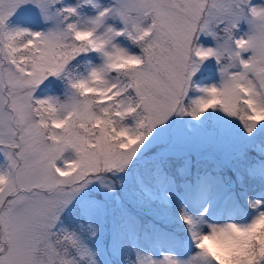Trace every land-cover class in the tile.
<instances>
[{"label": "snow or ice", "instance_id": "obj_1", "mask_svg": "<svg viewBox=\"0 0 264 264\" xmlns=\"http://www.w3.org/2000/svg\"><path fill=\"white\" fill-rule=\"evenodd\" d=\"M0 264H264V0H0Z\"/></svg>", "mask_w": 264, "mask_h": 264}, {"label": "rangeland", "instance_id": "obj_2", "mask_svg": "<svg viewBox=\"0 0 264 264\" xmlns=\"http://www.w3.org/2000/svg\"><path fill=\"white\" fill-rule=\"evenodd\" d=\"M212 73H213V68H212V66H210V65H205V66L203 67L201 73L198 74L199 77L202 78L200 82H201V83L207 82V81L204 80L203 78H205V77H209V78H210V77L212 76Z\"/></svg>", "mask_w": 264, "mask_h": 264}]
</instances>
